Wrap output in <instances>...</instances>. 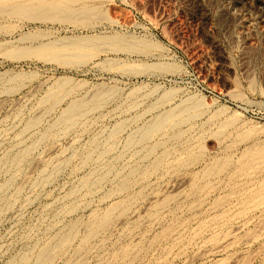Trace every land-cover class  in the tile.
<instances>
[{
  "label": "rangeland",
  "instance_id": "1",
  "mask_svg": "<svg viewBox=\"0 0 264 264\" xmlns=\"http://www.w3.org/2000/svg\"><path fill=\"white\" fill-rule=\"evenodd\" d=\"M67 3L0 14V264H264V0Z\"/></svg>",
  "mask_w": 264,
  "mask_h": 264
},
{
  "label": "bare ground",
  "instance_id": "2",
  "mask_svg": "<svg viewBox=\"0 0 264 264\" xmlns=\"http://www.w3.org/2000/svg\"><path fill=\"white\" fill-rule=\"evenodd\" d=\"M68 0L61 1H53V2H40L38 4H8L4 0H0V14L8 15V16H17V17H28V18H37V19H76L78 16L82 15L83 17H88L89 15L94 14L93 9H85L82 11H77L72 8L68 3ZM35 36H30L28 38H34ZM126 42L125 37L121 35H114L109 37L100 38L98 40H94L91 44H110L117 49H122V44ZM69 46L73 48H83L85 46L84 43H81L80 40H72L69 42ZM148 46V45H146ZM40 49L41 53L44 55H50L55 58L59 57H67L65 54V48L62 44L57 43H41L37 46H32L29 49ZM28 51L30 52V50ZM27 53V51H24ZM21 56V53H18ZM48 255V250H46L43 254L45 257Z\"/></svg>",
  "mask_w": 264,
  "mask_h": 264
}]
</instances>
